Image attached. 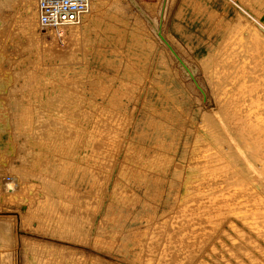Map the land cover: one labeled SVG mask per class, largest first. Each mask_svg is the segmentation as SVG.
Segmentation results:
<instances>
[{"label":"rangeland","instance_id":"1","mask_svg":"<svg viewBox=\"0 0 264 264\" xmlns=\"http://www.w3.org/2000/svg\"><path fill=\"white\" fill-rule=\"evenodd\" d=\"M231 1L202 72L161 33L200 92L129 0H92L62 59L0 0V264H264V0Z\"/></svg>","mask_w":264,"mask_h":264},{"label":"crops","instance_id":"2","mask_svg":"<svg viewBox=\"0 0 264 264\" xmlns=\"http://www.w3.org/2000/svg\"><path fill=\"white\" fill-rule=\"evenodd\" d=\"M235 15L231 0H167L160 31L202 72L207 60L214 63L221 56Z\"/></svg>","mask_w":264,"mask_h":264},{"label":"built area","instance_id":"3","mask_svg":"<svg viewBox=\"0 0 264 264\" xmlns=\"http://www.w3.org/2000/svg\"><path fill=\"white\" fill-rule=\"evenodd\" d=\"M36 24L53 39L55 48L67 44L69 27L77 25L91 9L92 0H33Z\"/></svg>","mask_w":264,"mask_h":264},{"label":"water","instance_id":"4","mask_svg":"<svg viewBox=\"0 0 264 264\" xmlns=\"http://www.w3.org/2000/svg\"><path fill=\"white\" fill-rule=\"evenodd\" d=\"M129 2L132 4V6L139 12V14L145 19V21L149 24L152 31L156 34V36L159 38V40L166 46L170 54L173 56V58L176 61L177 66L181 69L184 76L189 78V80L192 81V83L195 85V87L202 92L200 85L197 84L196 80L194 79V75L197 73V69L191 65L190 63L186 62L185 59L179 56L177 52L173 49V47L169 44V42L164 38V36L161 34L159 29V24L151 18L140 6L135 0H129Z\"/></svg>","mask_w":264,"mask_h":264},{"label":"bare ground","instance_id":"5","mask_svg":"<svg viewBox=\"0 0 264 264\" xmlns=\"http://www.w3.org/2000/svg\"><path fill=\"white\" fill-rule=\"evenodd\" d=\"M89 12H90V11H89ZM89 12H88V13H89ZM88 13H87V14H88ZM71 27H72V26H71ZM71 27H69V29H70ZM69 29H68V31H69ZM72 38H73V37H72ZM73 39L75 40V38H73ZM76 42H77V39H76ZM76 42H75V44H74V42L71 43V46H72V47H71V50L75 49V45H77ZM67 47H68V46H67ZM43 48H44V47H43ZM67 49H68V48H67ZM54 50H55V49H54ZM68 50H69V49H68ZM71 50H70V51H71ZM66 51H67V50H66ZM66 51H65V52H66ZM56 52H57V55H58L61 59H62V57H67V56L69 57V53H70V52H67V53L64 54V50H63V48H60V51L56 50ZM75 52H76V51H75ZM77 52H78V51H77ZM71 54H72V53H71ZM72 56H73V54H72ZM55 58H56V57H55ZM73 58H74V57H73ZM1 59H2V56H0V60H1ZM64 59H65V58H64ZM68 59H69V58H68ZM70 59H71V58H70ZM65 61H66V59H65ZM65 61H63V62H65ZM70 62H71V61H70ZM61 64H62V63H61ZM65 64H66V63H65ZM1 79H2V78H1ZM6 82H7V81H6ZM6 82H5V84H6ZM2 83H3V82H2ZM0 86H1V85H0ZM0 88H1V87H0ZM0 90H1V89H0ZM2 106H3V105H2ZM4 107H5V106H4ZM2 113H3V111H2ZM3 115H4V113H3ZM4 117H6V116H4ZM4 117H3V118H4ZM1 120H2V118H1ZM6 121H7V120H6ZM4 122H5V120H4ZM1 123H3V122H1ZM7 124H9V123L7 122ZM3 129H6V128H3ZM1 130H2V128H1ZM7 130H8V129H7ZM3 131L6 132V130H3ZM3 131H2V132H3ZM8 132H9V131H8ZM7 134H8V133H7ZM7 134H5V135H7ZM6 137H7V136H6ZM9 139H10V136H9L8 140H9ZM1 140H2V139H1ZM4 141H7V140L4 139ZM10 141H11V140H10ZM10 141H9V142H10ZM9 142H7L6 144H7V145H11V144H9ZM3 144H4V142H1V141H0V145H3ZM7 145H5V146H7ZM11 146H12V145H11ZM9 147H10V146H9ZM5 148H6V147H4L3 149H5ZM2 151H3V150H2ZM6 152H7V150L4 151V153H6ZM11 152H12V149H11ZM2 153H3V152H2ZM2 153H1V154H2ZM11 154H12V153H11ZM6 156H7V154H6ZM8 156H9V155H8ZM3 157H4V156H3ZM4 158H5V157H4ZM6 159H7V158H6ZM8 185H9V186H8ZM7 187L10 188V187H11V184H7Z\"/></svg>","mask_w":264,"mask_h":264}]
</instances>
